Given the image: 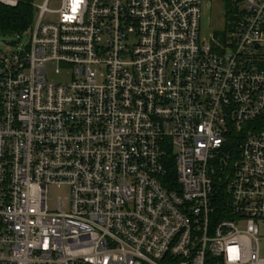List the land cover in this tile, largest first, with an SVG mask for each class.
Here are the masks:
<instances>
[{
  "label": "built area",
  "instance_id": "built-area-1",
  "mask_svg": "<svg viewBox=\"0 0 264 264\" xmlns=\"http://www.w3.org/2000/svg\"><path fill=\"white\" fill-rule=\"evenodd\" d=\"M50 1L0 51V264H264V0L225 44L204 0Z\"/></svg>",
  "mask_w": 264,
  "mask_h": 264
},
{
  "label": "rangeland",
  "instance_id": "rangeland-1",
  "mask_svg": "<svg viewBox=\"0 0 264 264\" xmlns=\"http://www.w3.org/2000/svg\"><path fill=\"white\" fill-rule=\"evenodd\" d=\"M45 0H33L34 6L40 7L43 5ZM49 8L51 10H58L61 8V1L60 0H51L49 2ZM202 21L200 26V37L203 41H209L211 40L212 34L216 31H221L224 29L225 25V18H224V10L222 5V0H204L203 8H202ZM39 12L36 11V20L38 21ZM55 15H47L45 20L48 21H55L57 18ZM31 32H26L23 36H11V37H3L0 35V51L4 52L6 54H11L12 52H24L26 50V47L30 43L31 39ZM54 70L55 67L50 66L48 68V77L51 78V80L57 82L59 81L58 78L54 77ZM69 193V190L67 188L63 189H56L51 188L50 189V205L52 208H55L57 201L60 198H65ZM262 237L261 241V252L262 256L264 257V224L261 225V234Z\"/></svg>",
  "mask_w": 264,
  "mask_h": 264
},
{
  "label": "trees",
  "instance_id": "trees-1",
  "mask_svg": "<svg viewBox=\"0 0 264 264\" xmlns=\"http://www.w3.org/2000/svg\"><path fill=\"white\" fill-rule=\"evenodd\" d=\"M32 0H21L18 7H7L0 3V35L3 37L23 36L29 32L36 21V9ZM246 0H222L225 25L221 31L214 33L218 43L226 42L229 33L235 29L245 15L243 4Z\"/></svg>",
  "mask_w": 264,
  "mask_h": 264
},
{
  "label": "crops",
  "instance_id": "crops-1",
  "mask_svg": "<svg viewBox=\"0 0 264 264\" xmlns=\"http://www.w3.org/2000/svg\"><path fill=\"white\" fill-rule=\"evenodd\" d=\"M223 5V4H222ZM215 33V32H214ZM214 33L212 34V37H211V40L213 39L214 40Z\"/></svg>",
  "mask_w": 264,
  "mask_h": 264
}]
</instances>
